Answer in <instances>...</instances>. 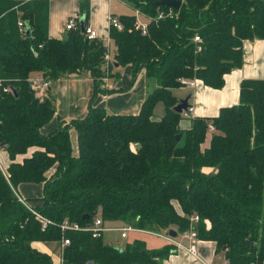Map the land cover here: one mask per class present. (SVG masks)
<instances>
[{
	"label": "trees",
	"instance_id": "16d2710c",
	"mask_svg": "<svg viewBox=\"0 0 264 264\" xmlns=\"http://www.w3.org/2000/svg\"><path fill=\"white\" fill-rule=\"evenodd\" d=\"M127 1L147 20L146 34L134 15L117 17L122 28H109L111 62L104 64L103 42L87 40L78 22L62 39L49 38L46 1L0 0V81L11 89L0 88V147L11 161L6 176L0 172V264H53L33 243L63 239L69 245L61 264H163L170 246L149 249L134 240L115 247L60 225L86 227L100 218L181 236L193 216L197 239L214 243L226 264H264V81L243 80L238 105L192 119L188 129L173 111L182 79L221 89L225 75L242 66L243 42L264 40V0H178L179 10L154 6L158 0ZM82 16L86 24L87 2ZM126 66L130 86L142 71L156 83L136 115L111 114L91 100L83 119L42 133L55 109L52 98L36 96L32 74L50 82L86 76L93 99L117 92L103 81ZM159 103L164 115L154 120ZM209 126L214 131L203 148ZM24 184L41 185V196L21 202L16 191ZM35 214L51 224L42 230Z\"/></svg>",
	"mask_w": 264,
	"mask_h": 264
},
{
	"label": "crops",
	"instance_id": "0c3cea01",
	"mask_svg": "<svg viewBox=\"0 0 264 264\" xmlns=\"http://www.w3.org/2000/svg\"><path fill=\"white\" fill-rule=\"evenodd\" d=\"M17 2L25 1H46L48 4V36L52 39H62L66 33V25L73 21L75 24L81 14L83 2L88 3L89 17L85 28H89L97 33V40L100 42L111 41L109 39V18L111 16H131L135 11L127 0H13ZM112 48V46H111ZM243 63L238 69L231 71L224 77V85L221 89L215 90L203 86L196 80L193 88L182 87L174 90L173 95L178 100L189 98V105L194 110L195 118H214L220 110L236 106L239 103L240 84L243 80H263L264 81V40L245 41L242 44ZM122 69L121 74L118 70ZM117 77L113 80L104 79L106 89H116L117 92L110 94H97L93 99L94 84L88 77H76L68 79H59L51 82L48 90H35L36 96L40 99L52 98L55 109L54 118L42 128V133L48 134L57 128L59 121L70 122L72 120L83 119L91 102L92 107L103 108L111 114L117 115H136L145 100L147 94L151 91L147 84V78L144 72H140L134 84L130 86L131 69L129 66L117 68ZM42 80L40 74L34 73L31 81ZM161 104V103H159ZM157 104V105H159ZM156 105V106H157ZM162 105V104H161ZM163 107V108H162ZM155 107L153 119L160 120L164 115V106ZM189 120L180 122L181 129H188ZM208 132L202 145L207 148L210 142ZM70 140L73 149L76 147V134L74 130L70 131ZM36 148L29 149L25 155H19L15 158L16 163H22L24 158L30 157ZM7 152L0 147V172L6 176L7 168L10 165ZM42 186L34 184H24L17 188L16 195L19 199L29 200L40 197ZM118 230L125 225L119 222H110ZM106 223L103 222V226ZM106 227V226H105ZM114 227V228H115ZM105 233V232H104ZM130 235V238H129ZM141 235H150L157 237L163 243L158 247L150 248L147 242L141 238ZM121 239V237H120ZM128 242L142 240L149 249H159L164 246L172 248L171 255L163 264H226L222 253H215V244L208 241L198 240L196 244L197 257H192L185 250H176L175 247L165 238L155 234L134 230L128 233L126 239ZM184 245L188 242L177 235L175 238ZM124 244L117 243V246ZM33 247L38 251L49 255L53 264H61V246L56 243H33Z\"/></svg>",
	"mask_w": 264,
	"mask_h": 264
},
{
	"label": "built area",
	"instance_id": "2783aa9c",
	"mask_svg": "<svg viewBox=\"0 0 264 264\" xmlns=\"http://www.w3.org/2000/svg\"><path fill=\"white\" fill-rule=\"evenodd\" d=\"M163 13H160L158 15V18L162 17ZM168 14H171V10L168 12ZM135 17V28L140 30L142 32V34H146L147 31V20H143L144 16L139 12V11H135L134 14ZM109 23L110 26L113 28H116L117 30H121L122 26L120 24V22L118 21V19L114 16H111L109 18ZM18 27H19V31L22 34L26 33V29L24 24L21 21H18ZM76 28V24L73 21L68 22V24L66 25V30H73ZM84 35L86 36V39L89 41L95 40L97 39V33L89 28H85V33ZM193 41L195 43L200 42V38L199 37H195L193 39ZM105 48H106V52L104 54L103 60H104V64H107L108 62H111V45L109 41H105L103 42ZM180 83L183 85V87H188V88H193L195 86L196 80L190 81V80H185L182 79L180 81ZM32 84V88L35 90L40 89L41 91H46L49 89L51 82L49 80H35V81H31ZM0 88H2V91L5 93H10L11 89L9 87H3L2 86V82L0 81ZM194 110L192 107H189L187 110L182 111V113L180 114L182 119L185 120H189V119H194ZM209 132L214 131V128L212 126H209ZM21 202H23L21 199H19ZM36 218L41 222L42 224V230L49 224H51L49 221H47L46 219H44L43 217H41L38 214H35ZM199 221V217L198 216H193L190 219V229L186 232H184L181 236L182 239L186 240L188 242V245H184L182 244L180 241L176 240L175 238H171L168 235H158L155 234L161 238H165L167 241H169L176 250H185L187 252L188 255L192 256V257H197V251H196V244L198 242L197 239V233L194 229V225ZM60 229L62 231H74V232H88L91 233L93 238H97L102 236V234L104 232L110 231L111 229H106L105 226H103V222L100 218H96L91 225L86 226V227H81L78 224H69L68 222H64L63 224L60 225ZM114 231H117V229H113ZM135 229H133L131 226H124L123 228L119 229V233H120V237L121 239H126L127 235L129 232L134 231ZM69 245V240L68 239H63L61 242V249L64 246Z\"/></svg>",
	"mask_w": 264,
	"mask_h": 264
},
{
	"label": "rangeland",
	"instance_id": "374dc122",
	"mask_svg": "<svg viewBox=\"0 0 264 264\" xmlns=\"http://www.w3.org/2000/svg\"><path fill=\"white\" fill-rule=\"evenodd\" d=\"M118 72L119 74H121L122 69H119ZM146 84L151 91H153L154 88L156 87L155 80L153 79H147ZM158 106L162 107V105L159 104L156 106V108H158ZM105 226H106L105 227L106 229H111V230L102 234V241L104 242V244L117 247V243L125 244L129 241V239L128 240L120 239V233L113 230V229H116L117 227H115L112 223H106ZM140 237L143 238L147 242V245L150 248L158 247L163 243L155 236L141 235ZM129 238H130V235H129Z\"/></svg>",
	"mask_w": 264,
	"mask_h": 264
},
{
	"label": "water",
	"instance_id": "95a60500",
	"mask_svg": "<svg viewBox=\"0 0 264 264\" xmlns=\"http://www.w3.org/2000/svg\"><path fill=\"white\" fill-rule=\"evenodd\" d=\"M153 4H154V6H162V7L168 8V9H172V10H179L180 6H181V2L178 0H158V1L154 2ZM78 25H79L81 33L84 34L85 33L84 16L79 18ZM25 29H26L27 36H29L30 32H29L28 26H26ZM115 67H117V65ZM14 94H16V93L14 92ZM189 98H190V96H187L186 98L179 100V102L173 107V111L180 115L182 113V111L187 110L190 107ZM178 138L179 137H177V139ZM83 219H85V217H83ZM168 236L171 238H176L177 233L173 230H170L168 232Z\"/></svg>",
	"mask_w": 264,
	"mask_h": 264
}]
</instances>
